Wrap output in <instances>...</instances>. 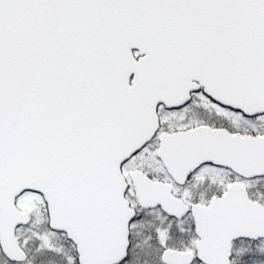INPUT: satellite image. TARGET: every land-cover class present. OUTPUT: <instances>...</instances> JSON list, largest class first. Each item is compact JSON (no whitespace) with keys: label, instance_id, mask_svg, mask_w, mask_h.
<instances>
[{"label":"snow or ice","instance_id":"snow-or-ice-1","mask_svg":"<svg viewBox=\"0 0 264 264\" xmlns=\"http://www.w3.org/2000/svg\"><path fill=\"white\" fill-rule=\"evenodd\" d=\"M0 264H264V0H0Z\"/></svg>","mask_w":264,"mask_h":264}]
</instances>
